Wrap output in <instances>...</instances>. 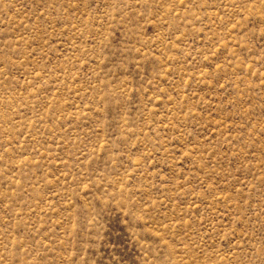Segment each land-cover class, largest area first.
Segmentation results:
<instances>
[{
  "label": "rangeland",
  "instance_id": "374dc122",
  "mask_svg": "<svg viewBox=\"0 0 264 264\" xmlns=\"http://www.w3.org/2000/svg\"><path fill=\"white\" fill-rule=\"evenodd\" d=\"M0 264H264V0H0Z\"/></svg>",
  "mask_w": 264,
  "mask_h": 264
}]
</instances>
